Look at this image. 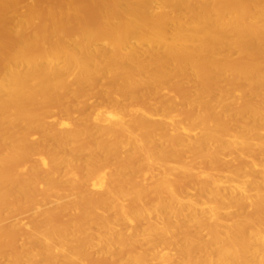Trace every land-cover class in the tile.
I'll use <instances>...</instances> for the list:
<instances>
[{"label": "bare ground", "instance_id": "obj_1", "mask_svg": "<svg viewBox=\"0 0 264 264\" xmlns=\"http://www.w3.org/2000/svg\"><path fill=\"white\" fill-rule=\"evenodd\" d=\"M0 264H264V0H0Z\"/></svg>", "mask_w": 264, "mask_h": 264}, {"label": "rangeland", "instance_id": "obj_2", "mask_svg": "<svg viewBox=\"0 0 264 264\" xmlns=\"http://www.w3.org/2000/svg\"><path fill=\"white\" fill-rule=\"evenodd\" d=\"M89 102H90V103H95V102H97V100H96V98H93V99H91ZM62 212H63L62 209H59V210H58V214H62ZM22 218H25V215H24V217H23V215H21V219H22Z\"/></svg>", "mask_w": 264, "mask_h": 264}]
</instances>
